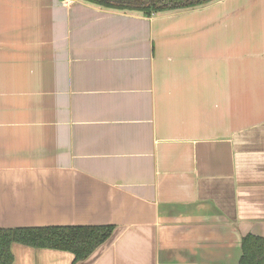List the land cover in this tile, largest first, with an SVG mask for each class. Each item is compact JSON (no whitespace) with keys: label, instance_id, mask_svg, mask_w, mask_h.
Listing matches in <instances>:
<instances>
[{"label":"crops","instance_id":"crops-1","mask_svg":"<svg viewBox=\"0 0 264 264\" xmlns=\"http://www.w3.org/2000/svg\"><path fill=\"white\" fill-rule=\"evenodd\" d=\"M68 2L0 0V229L114 228L12 264H239L264 237V0Z\"/></svg>","mask_w":264,"mask_h":264},{"label":"trees","instance_id":"trees-1","mask_svg":"<svg viewBox=\"0 0 264 264\" xmlns=\"http://www.w3.org/2000/svg\"><path fill=\"white\" fill-rule=\"evenodd\" d=\"M89 1L106 7L137 10L150 15L198 7L214 0H137L133 4H118L112 0ZM113 228V225L107 224L0 229V264H12L10 245L13 242L69 251L74 255V262L83 260L111 236ZM239 264H264V237L254 234L242 237Z\"/></svg>","mask_w":264,"mask_h":264},{"label":"water","instance_id":"water-1","mask_svg":"<svg viewBox=\"0 0 264 264\" xmlns=\"http://www.w3.org/2000/svg\"><path fill=\"white\" fill-rule=\"evenodd\" d=\"M112 1L118 4H133L137 0H112Z\"/></svg>","mask_w":264,"mask_h":264},{"label":"built area","instance_id":"built-area-1","mask_svg":"<svg viewBox=\"0 0 264 264\" xmlns=\"http://www.w3.org/2000/svg\"><path fill=\"white\" fill-rule=\"evenodd\" d=\"M64 2L66 1V3H71V2H68V0H63Z\"/></svg>","mask_w":264,"mask_h":264}]
</instances>
